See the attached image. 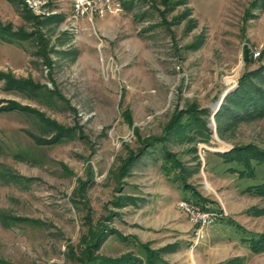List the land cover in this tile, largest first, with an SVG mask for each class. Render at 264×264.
Segmentation results:
<instances>
[{"label": "rangeland", "instance_id": "1", "mask_svg": "<svg viewBox=\"0 0 264 264\" xmlns=\"http://www.w3.org/2000/svg\"><path fill=\"white\" fill-rule=\"evenodd\" d=\"M115 1L120 11L73 28L71 0H0V107H24L0 111V264H86L88 250L89 261L142 257L137 242L169 264H264L241 240L264 232V195L243 193L251 180L214 154L264 149V116L216 117L241 75L264 64V0ZM190 108L207 140H167L124 169ZM162 145L185 167L188 193ZM189 190L233 223L196 238L176 206ZM100 230L109 236L90 247Z\"/></svg>", "mask_w": 264, "mask_h": 264}, {"label": "trees", "instance_id": "2", "mask_svg": "<svg viewBox=\"0 0 264 264\" xmlns=\"http://www.w3.org/2000/svg\"><path fill=\"white\" fill-rule=\"evenodd\" d=\"M130 1L131 0H123L122 2L127 3ZM177 1L179 0H176V2ZM176 4H179V2ZM3 36L4 35L0 34V37L4 38ZM5 39L7 40V37ZM10 39L11 40L8 39V41H13L12 38ZM245 59L246 62L249 63V61L252 60L251 55H246ZM2 76L3 73H0L1 78ZM14 108L19 109L24 107L18 105L11 107H0V111L3 109L12 110ZM186 110L187 111L184 112H175L170 121L165 126L164 132L161 135L144 140L141 147H139L137 154H129L126 162L123 165L124 169H128L133 163H135L141 154L144 152L148 153L149 151H147V148L155 147L156 144H164L167 140H172L174 142L192 141L196 139L207 140V126L205 124L198 125L200 117L197 115L196 109L190 108ZM219 110L220 111L216 117L226 115L228 117L227 119L229 120V124H234L235 122L254 117L264 116V64L241 75L238 80L237 88L226 96L225 102L221 105ZM122 116L128 117L129 114L124 111ZM129 123L132 124L130 121ZM218 126L222 127V125L220 126V123ZM133 129L136 132V128L134 127ZM58 131L62 132L60 128H58ZM198 134H200L201 137H199ZM0 146H2L1 140ZM161 148H163V158L165 161L171 162V165H169L170 170L174 168L177 171V173L174 175V178L176 179L178 176L181 181V185L184 188V192L188 193L189 185L186 183L185 177L183 175L185 167L180 162L169 157L170 153L165 149V145H162ZM214 154L222 159V162L225 166L224 169L226 172H228V174H232L239 179L251 180V182L247 184L246 187L242 188L243 193L249 192L264 195V149H259L254 145L233 146L229 151L216 152ZM184 199L200 206L203 209L215 210L212 207H209L207 205L208 203L206 199L201 198L194 190H191L189 195H184ZM217 212L220 213L217 221L226 219L227 222L233 223V221L230 219L222 216L221 210H217ZM84 222L86 221L84 220ZM234 225L236 228H238V230L241 229L240 232H245V230L242 229L238 224L236 225L234 223ZM107 236L109 235H105L102 230H100L99 233H97L94 242L92 243L93 246L91 245L90 247L97 246L99 243L101 244L102 241L107 239ZM118 237L121 239V241L126 242L130 241L132 238L130 236L124 235ZM241 240L248 245V248L252 253L264 252V232L253 233L249 237L242 236ZM136 245L140 249L142 257L129 252L115 257L92 255V258L89 261V252L92 254L93 250H88L86 253L88 256V261L86 264H169L165 261L159 260L155 255V252L151 249L149 250L147 246L141 242H137ZM86 249L89 248L86 247ZM236 259L239 261V258L228 259L227 264H234L233 261ZM239 263L240 261L238 264Z\"/></svg>", "mask_w": 264, "mask_h": 264}, {"label": "built area", "instance_id": "3", "mask_svg": "<svg viewBox=\"0 0 264 264\" xmlns=\"http://www.w3.org/2000/svg\"><path fill=\"white\" fill-rule=\"evenodd\" d=\"M118 11H120V4L115 0H71L70 13L67 19L69 25L74 28L82 19L91 21L93 18H103ZM259 55L260 50L254 49V58ZM176 206L193 225V235L196 238L202 237L203 230L215 224L220 216L217 211L203 209L186 199H179Z\"/></svg>", "mask_w": 264, "mask_h": 264}, {"label": "crops", "instance_id": "4", "mask_svg": "<svg viewBox=\"0 0 264 264\" xmlns=\"http://www.w3.org/2000/svg\"><path fill=\"white\" fill-rule=\"evenodd\" d=\"M170 215H172L174 220L179 218V217L182 218V216H184L183 214H179V212H177L176 210H171L170 211ZM176 226L179 227V229L181 228L180 230L183 231V232H185V231L189 232L192 229V227L186 222V220L177 221V225Z\"/></svg>", "mask_w": 264, "mask_h": 264}]
</instances>
